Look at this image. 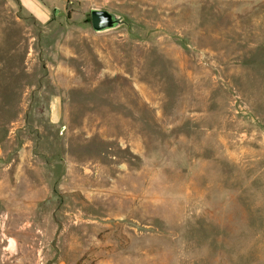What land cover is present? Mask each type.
Masks as SVG:
<instances>
[{"label":"rangeland","instance_id":"rangeland-1","mask_svg":"<svg viewBox=\"0 0 264 264\" xmlns=\"http://www.w3.org/2000/svg\"><path fill=\"white\" fill-rule=\"evenodd\" d=\"M0 264H264V0H0Z\"/></svg>","mask_w":264,"mask_h":264},{"label":"water","instance_id":"water-1","mask_svg":"<svg viewBox=\"0 0 264 264\" xmlns=\"http://www.w3.org/2000/svg\"><path fill=\"white\" fill-rule=\"evenodd\" d=\"M60 14V9H53V15L55 17ZM89 18L91 28L96 34L113 31L126 24L122 15L101 8H91L89 10Z\"/></svg>","mask_w":264,"mask_h":264}]
</instances>
